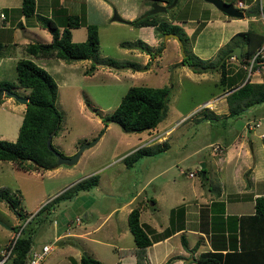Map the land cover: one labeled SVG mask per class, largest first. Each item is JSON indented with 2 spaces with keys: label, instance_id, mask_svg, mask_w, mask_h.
<instances>
[{
  "label": "rangeland",
  "instance_id": "rangeland-1",
  "mask_svg": "<svg viewBox=\"0 0 264 264\" xmlns=\"http://www.w3.org/2000/svg\"><path fill=\"white\" fill-rule=\"evenodd\" d=\"M105 1L108 3L106 4L110 8L109 11L104 6H101L97 0H65L61 5L65 7L67 13L82 14L87 22L98 24L99 50L96 58L100 62L95 63L96 66L94 68H90V66L95 62V58L71 61L58 57L39 59L27 52L23 53L22 56L25 55L24 57L35 60L39 65L44 62L47 70L56 80L55 105L61 114V122L57 133L52 136L53 146L60 153L67 155L66 153L69 150L78 149L82 143L98 137L94 144L84 149L76 163V170L80 171L82 176L87 173H96L98 179L101 177L102 183L107 190L116 191L118 196L100 198L101 189L97 184L92 187L93 189L83 190L82 193L80 191V195L76 199L66 197L59 199L55 205L56 208L54 207V210L47 217H44L43 213L33 217L43 204H53V199L65 188L69 187L71 182H67L61 188H57L63 182L62 177L52 175L47 168L24 170L14 165L11 160H0V188H7L20 193L19 203L23 211L20 218L6 200H0V248L15 235L20 225L21 228L24 227V234L29 233L30 229H33L30 232L32 245L40 248L44 243L52 241L54 220L59 222V229H63L68 222L71 223L76 216L86 222L87 219L84 218V212L87 208L85 207L94 205L96 214L104 215L110 206L124 201L136 191L139 183H142V179L145 177L143 175L147 167L152 163V159L156 158V154L144 155L148 157H140L134 161L132 166H126L122 157L127 154L126 151H131V148L150 139L153 133H150V130L126 132L117 123L113 121L106 123L102 120L103 115L114 110L122 95L130 86L166 85L169 87L170 93L167 100L166 115L160 122H174L179 119L178 125L177 122L175 124L178 127L174 131L178 134L170 141L172 158L187 149L189 151L195 150L198 145L205 141L203 137L207 135H211L212 138L214 136L217 137L216 133L221 129L212 128L206 133L203 131L204 125H201L203 119L198 118L204 109L210 108L203 105L204 101L223 89L218 80L219 71L217 68L194 70L191 68V64L183 67L181 63H175L178 55H185V49L191 56V60H195L194 55L197 56V54L191 50L189 39L183 44V41L180 42L170 35L166 36L165 33L162 35L154 31L159 39L148 51L143 47L144 43L142 41L150 46L153 43L152 33L127 21L146 12L154 3L161 4L159 0ZM233 1L237 5L239 0ZM242 2L244 4L248 3L246 6L248 8L249 6H255L258 0H242ZM185 3L186 0H178L173 7L167 6V10L155 13H157L158 17L166 19L172 17V15L178 18L188 13L191 15L190 17L199 19L201 16L199 14V5L216 8L211 2L205 0H198V3L195 4L192 2L189 5L191 6L190 8H186ZM53 6L57 7L55 0ZM244 7L239 8L245 10ZM214 10V12L221 11L217 8ZM201 13L204 15L203 12ZM116 14L120 15L124 20L114 18ZM227 17L236 16L227 15ZM216 25L214 20L212 25L204 30L198 47H211L218 42L220 32ZM236 27L239 30L247 29L248 27L257 30L260 28L264 32V15H256L255 21L249 18L242 19L237 23ZM81 28L86 30L85 27ZM19 29L24 31V29ZM42 29L49 32L43 26H38L35 30L40 34L43 32ZM8 31L10 32V29H5L4 32ZM225 31L228 33L227 29ZM25 33L29 34V36L27 34L24 36L28 41L37 39L40 41L39 36L37 39L34 38L36 34L33 32L26 31ZM6 37L5 35L4 39ZM165 39H169L168 45L163 50L161 57H157L165 43ZM9 41L8 39L4 46L7 58L0 60V80L7 79L17 84L16 57H18V54L13 49L15 45ZM222 54L223 51L221 50L217 51L211 59H201L204 62L211 61V64L208 65H218L222 58H219V55ZM109 60H113L114 63L109 64ZM232 60L236 62L231 58L226 63L228 67H231L230 62ZM261 66H264V61L260 64ZM44 68L46 69V67ZM137 68L143 69L139 70ZM15 91L21 96H25L29 89L26 90L17 86ZM0 97H3L4 100L0 103V135L5 136L1 138L15 140L24 113L22 104L25 103L16 100L12 96L3 95ZM11 103H13L14 107ZM196 103L199 104L194 106ZM239 115L220 117L215 122L219 126L224 121L233 120V126L241 131L243 129V120L237 119ZM249 115L248 113L245 118ZM240 116H243V114ZM208 128L210 129V127ZM225 136L226 134L220 136V139L224 140ZM209 151L210 147H205L201 152L194 154L192 158L194 160L199 158L204 160ZM179 165L184 164L179 163ZM197 166L198 169H201L200 162L197 163ZM95 167L99 168L93 170ZM173 170H177V167L175 166L171 169L170 175ZM167 175L168 173L164 174L165 177ZM110 178L111 183H109ZM162 178V176L159 177L155 182H159ZM152 189V185H149L146 188V192L151 194ZM135 204L137 203L135 202ZM157 215L161 216V211ZM113 220H115L114 216L110 218V221ZM14 222H18L20 225H15L13 224ZM123 222L125 224L127 222L126 215L123 218ZM60 245L61 243H55V249L47 256V258L52 256L48 261L56 263L63 259L64 254L59 249Z\"/></svg>",
  "mask_w": 264,
  "mask_h": 264
},
{
  "label": "crops",
  "instance_id": "crops-1",
  "mask_svg": "<svg viewBox=\"0 0 264 264\" xmlns=\"http://www.w3.org/2000/svg\"><path fill=\"white\" fill-rule=\"evenodd\" d=\"M21 1L0 0V43L3 45L0 60L7 58L4 46L8 39L11 44L15 45L13 49L18 54L17 60L25 56L22 55L26 52V44L32 41L24 38L25 34L29 36L28 33H25L26 31L36 34L34 37L36 39L39 36L42 42H48L52 38L51 33L46 32L44 29H42L43 32L40 34L36 32L35 29L41 25L38 23L35 14L26 16L22 13ZM97 1L107 11L110 10L105 0ZM63 2L65 0H55L57 6H61ZM159 2L166 4L164 0H159ZM192 2L195 4L198 3V0H186V8H190L191 6L189 5ZM53 3L54 0H35V12L51 15L54 8ZM244 5L245 7H243L246 8L248 3ZM199 7V14L201 15L199 19L190 17L191 15L185 13L178 18L175 17L174 22L179 23L184 28L191 43V50L197 54L198 58L202 59L213 58L214 54L224 47L234 33L241 31L236 27L239 21L247 18L256 20V15L245 14L244 17L228 18V14L223 11L214 12V9L217 8L216 6V8L207 7L206 5H199ZM214 20L220 32L218 42L211 47H198L204 30L210 27ZM81 27L85 26L71 28L73 40H84L86 38L87 31ZM19 28L24 29L25 32ZM139 28L152 33L153 43L150 46H154L159 39L154 32V26L143 25ZM5 29H10V32H4ZM226 29L228 33L225 31ZM258 30L262 31L260 28ZM5 35L7 36L6 39H4ZM164 41L162 50L157 54V57H161L169 39ZM263 45L264 41L260 47ZM182 57L178 55L175 63L179 62ZM227 61H230V59L228 58ZM235 61L233 62L232 60L230 62L231 74L246 65L241 64L238 59ZM41 63L47 69V66L44 65L45 63ZM186 65V63L181 64L183 67ZM249 79L251 81H263L264 66H261L259 71L255 70ZM222 88L221 92L214 93L207 99L219 98L216 103L212 107L204 109L198 116V118L203 119L201 125H204V132L207 133L216 127L221 128L216 133L217 137L214 136L212 138L211 135H207L203 137L205 141L198 145L195 150L189 151L187 149L172 158L170 141L178 134L174 131L178 127L179 119L174 122H159L156 127L150 129V133H153L150 139L130 149L133 151L137 147L153 145L159 141H164L168 144L166 148L162 149L164 150L163 152L158 151L155 153L156 158L152 159V163L147 167L143 175L145 177L142 179V183H139L136 191L124 201L110 206L104 215H97L94 205L85 207L87 208L84 212V218L87 219L86 222L76 216L71 223L68 222L63 229H59V222L54 220V234L51 241L53 244L52 250L55 249L56 242L61 243L59 249H61L60 251L64 256L61 261L56 263L48 261L52 257L49 256L47 258L51 250L45 256L47 259H43L42 264H73L74 261H79L85 253L100 259L104 264H117V262L121 264H136L134 252L124 254L118 252L119 249H129L135 246L128 222L126 224L123 222L125 215L127 221V215L134 205L139 206L140 221L151 238V243L148 244L146 249L147 259L150 264H162L171 256H174V258L170 264H198L195 259L204 251L217 250L224 253L230 250H240L242 241L239 235L240 222L246 227V220L255 212L256 197L264 196V101L245 108V112L240 114H243V116L239 115L237 117L238 120H243V129L241 131L233 126V120L224 121L219 127L215 120L228 116L230 111L226 99V94L229 90L227 87L224 88V86ZM197 104L199 103L194 106ZM11 105L14 107L13 103ZM22 106H24L23 109L25 110V104H22ZM248 113L250 115L245 118ZM252 119L259 120V125L247 128L246 123ZM176 122L177 125H175ZM219 132L220 134L218 135ZM225 134L224 140H221L220 136ZM1 137L5 136L0 135ZM214 142H219L222 145L223 150L221 152L212 150L211 144ZM205 147H210V151L205 156L206 158L204 160L202 158L194 160L192 156L201 152ZM76 149H71L66 154L71 155ZM128 151L126 153L131 152ZM198 162L204 163V167L201 166V169L204 168L203 171L198 169ZM76 163L72 165L59 164L47 168L52 175L62 177L63 182L57 188H61L67 182H71L69 185H72L79 179L93 174L80 175V171L76 170ZM179 163L184 165H179ZM175 166L177 170H173L170 175L171 169ZM97 168L99 167H95L93 170ZM191 171L193 172L192 175H190ZM165 173H168L167 177L164 176ZM70 176H72L71 179H69ZM161 176L163 177L162 180L156 183L155 180ZM109 183H111V178ZM97 184L101 189L100 198L118 196L116 191L107 190L102 183L101 177L98 179ZM149 185L153 187L151 194L146 192V188ZM80 191L82 193L83 190ZM80 191L67 198L76 199L80 195ZM53 210L54 207H51L49 213ZM160 211L162 215L158 216L157 213ZM49 213L44 212V217H47ZM112 216H114L115 220L110 221ZM77 217L79 218L78 220ZM18 222L13 224L17 225L19 224ZM184 238L186 246L182 242ZM245 242H247L246 237ZM233 244H235L234 248Z\"/></svg>",
  "mask_w": 264,
  "mask_h": 264
},
{
  "label": "trees",
  "instance_id": "trees-1",
  "mask_svg": "<svg viewBox=\"0 0 264 264\" xmlns=\"http://www.w3.org/2000/svg\"><path fill=\"white\" fill-rule=\"evenodd\" d=\"M164 1L167 6L172 0ZM227 1L234 2L233 0ZM244 9L246 15H264V0H258L255 6ZM21 11L26 16L35 14L38 23L47 28L52 35L51 41L48 42L38 40L28 42L25 47L27 53L36 57H58L67 61L95 58V62L91 64L90 68H94L95 63L100 62L96 58L99 50L97 23L87 22L82 14L67 13L63 6L54 7L51 15L36 13L35 0H22ZM174 18L173 15L166 19L158 17L157 13L146 16H143L142 13L127 21L135 26L152 25L157 34L163 35L167 32H175L184 44L189 37L184 28L179 23L174 22ZM82 25L86 27V38L80 41L72 40L71 28ZM263 41V31L252 28L238 31L225 43L224 47L218 50L223 51L219 58L223 57L235 45H240L242 59L239 62L248 64ZM142 42L144 43L143 47L149 51L151 46L144 41ZM2 48L3 45L0 43V55ZM194 56L196 59L191 60V56L185 49V55L177 63L193 64L194 66L211 64V61L204 62L201 58ZM226 59L217 68L219 71L218 80L224 88L227 87L229 90L226 94L230 110L229 115H239L245 108L264 101V80L251 81L249 78L246 79L247 70L244 66L231 74L232 68L226 65ZM259 59L264 61V57ZM108 63L113 64L114 61L109 60ZM16 71L17 84L2 79L0 80V90L5 88L15 90L14 87L17 86L29 89V92L25 95L28 101L25 103V110L15 140L0 138V160H11L18 168L24 170L51 168L56 165L57 158L52 150L47 147L46 139L50 132L57 133L61 122V114L55 105L56 80L47 69L31 58H19L16 62ZM169 93L170 89L166 85H132L122 95L114 110L103 115L102 120L106 123L113 121L126 132L150 130L156 127L165 117ZM2 101L3 97H0V103ZM167 146L166 142L140 146L124 155L122 159L127 166H131L140 157L155 154ZM203 170L204 168L201 169V171ZM97 183L98 175L96 173L79 179L59 193L53 199V204H43L33 217L40 213H49L50 208L55 207L59 199L72 197L76 192L90 189ZM0 200H6L21 218L23 211L20 208V198L17 191L1 187ZM127 222L133 234L135 246L129 249H119L118 252L120 254L134 252L136 264H150L146 249L148 244L151 243V238L140 221V208L138 205L129 211ZM23 228H21L13 245L9 264H23L26 253L33 243L30 236L33 229L24 234ZM262 231H264V196L260 195L255 199V212L246 220V227L240 222L239 235L242 240L240 250H230L224 253L217 250H207L202 252L195 260L198 264H264V232ZM245 237L247 242H245ZM182 242L186 246L185 238ZM232 246L234 248L235 244ZM173 258L174 256L169 257L162 264H170ZM73 264L104 263L100 259L85 253L79 261H74ZM117 264L121 263L117 262Z\"/></svg>",
  "mask_w": 264,
  "mask_h": 264
},
{
  "label": "water",
  "instance_id": "water-1",
  "mask_svg": "<svg viewBox=\"0 0 264 264\" xmlns=\"http://www.w3.org/2000/svg\"><path fill=\"white\" fill-rule=\"evenodd\" d=\"M177 0H172L170 2V4H168V7L174 6ZM205 1H209L212 4H214L219 10L225 12L226 14L230 15V16H236V17H244L245 16V12L244 10H242L241 8H239L236 4H234L231 1H227V0H205ZM167 6L165 4H159V3H154L151 8L149 10H147L146 12L143 13V16H146L148 14H152L155 13L157 11H163L167 8ZM114 18H118L120 20H124V18H121L120 15H115ZM166 36L170 35L172 37H175L176 39H178L181 42V39L179 37V35L175 32H167L165 33ZM235 55L239 60L242 59L241 56V46L240 45H235L232 49H230L228 52H226V54L221 58L220 62L217 64H213V65H200V66H194L193 64H191V68L197 69V70H204V69H211V68H219L222 61L227 58V56H233ZM139 70H142L143 68H137ZM3 95H7V96H12L14 97L16 100L26 103L28 101V98L26 96H21L20 94H18L15 90H11L8 88L5 89H1L0 90V96ZM53 131L50 132L47 136L46 139V144L47 147L52 150V152L55 154L57 160H56V165L59 164H66V165H72L74 163H76L82 153V151L88 147L91 146L92 144H94L97 140L98 137L94 138L93 140L90 141H86L84 143H82L78 149L71 155H64L62 153H60L58 150H56L53 146H52V136H53ZM201 166L204 167V163H201Z\"/></svg>",
  "mask_w": 264,
  "mask_h": 264
},
{
  "label": "built area",
  "instance_id": "built-area-1",
  "mask_svg": "<svg viewBox=\"0 0 264 264\" xmlns=\"http://www.w3.org/2000/svg\"><path fill=\"white\" fill-rule=\"evenodd\" d=\"M239 7H243L244 4L241 0L237 2ZM1 15H3L1 13ZM264 57V45L261 46L256 50V52L253 54V56L250 58V62L246 64L244 67L247 70V77H251L255 70H260V64L263 62L262 59L259 58ZM234 60H237L236 56H232ZM230 58V59H231ZM256 64V66H255ZM219 99V98H218ZM218 99H209L206 100L203 105L212 107ZM259 120H250L246 123L247 128H253L257 125H259ZM211 147L213 151L215 152H221L223 150L222 145L219 142H214L211 144ZM193 172H190V175H192ZM79 218L77 217V220ZM20 229L15 233L14 236L11 237V239L0 248V264H9L11 256H12V249L13 245L15 243V240L20 233ZM53 244L51 242L43 244L40 248L35 247L34 245H31L29 250L26 253L25 260L23 264H42L43 259L45 256L52 250Z\"/></svg>",
  "mask_w": 264,
  "mask_h": 264
},
{
  "label": "clouds",
  "instance_id": "clouds-1",
  "mask_svg": "<svg viewBox=\"0 0 264 264\" xmlns=\"http://www.w3.org/2000/svg\"><path fill=\"white\" fill-rule=\"evenodd\" d=\"M237 6H238V5H237ZM165 10H166V9H165ZM233 56H235V55H233ZM231 57H232V56H228L227 59H228V58L230 59ZM236 58H237V57H236ZM227 59H226V60H227ZM237 59H238V58H237ZM238 60H239V59H238Z\"/></svg>",
  "mask_w": 264,
  "mask_h": 264
}]
</instances>
